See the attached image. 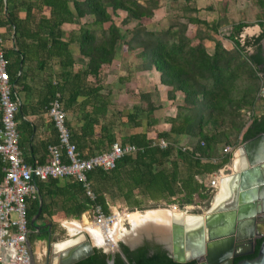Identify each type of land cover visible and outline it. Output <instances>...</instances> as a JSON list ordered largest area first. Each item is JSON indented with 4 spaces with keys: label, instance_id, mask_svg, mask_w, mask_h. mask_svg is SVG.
Instances as JSON below:
<instances>
[{
    "label": "trees",
    "instance_id": "1",
    "mask_svg": "<svg viewBox=\"0 0 264 264\" xmlns=\"http://www.w3.org/2000/svg\"><path fill=\"white\" fill-rule=\"evenodd\" d=\"M40 2L50 7L52 30L58 29L63 22L93 16L90 24L80 27L79 51L87 58L84 74L97 78L103 67L113 60L117 47L127 45L139 50L145 68H154L160 73L161 83L171 87L168 93L170 99H174L178 91L184 97L183 104L176 106L175 115L165 118L170 124L167 133L157 132L154 137H148L147 132L135 133L127 139L128 143L137 147L135 153L119 158L112 169L95 168L87 172L92 198L86 194L84 184L73 178H65L63 184H60L59 178L37 180V196L41 198L38 220L49 218L57 206L66 216L74 219H79L96 205L109 213L110 200L117 197L122 198L132 210L145 209L144 199L156 203L162 200L184 209L197 198L198 202L207 206L211 193L196 177L213 173L230 161L229 155L218 156V145L237 146L264 133V114L252 116L249 123L244 114L263 99L260 76L264 71L260 68L263 64V24H259L263 30L258 36L241 40V33L248 24H232L230 31L224 34L219 31L220 21L208 22L198 18L195 0H172L173 15L168 25L160 29H149L141 21L152 18L155 11L164 5L163 0ZM120 12H124L125 16L116 24L115 17L119 18ZM8 16L15 30L20 32L22 25L14 14L10 12ZM132 21L136 22L133 27L129 26ZM191 25L198 28L193 35L189 31ZM51 37L52 43L67 50V44L59 40V35ZM224 38L232 42V49L224 47ZM205 39L213 42L211 51L205 46ZM54 92L62 95L63 89L55 84ZM140 109L147 114L149 130L156 122L151 116L154 106L147 104L146 108ZM101 114H105L104 108ZM127 117L133 126L142 125L137 114H128ZM210 124L214 130L208 134L205 128ZM170 134L188 136L191 139L189 147L170 142L166 148H159L156 142L159 139L168 140ZM27 206L28 226L31 228L30 221L39 208L37 197L29 199ZM32 235L33 239H45L47 228ZM256 247L257 244L254 253ZM122 249L127 261L114 254V264H181L174 262L159 247L152 255H148L145 246L134 252L126 246ZM109 258L110 254L95 248L92 255L74 264H107ZM189 264L196 262L193 260Z\"/></svg>",
    "mask_w": 264,
    "mask_h": 264
},
{
    "label": "crops",
    "instance_id": "2",
    "mask_svg": "<svg viewBox=\"0 0 264 264\" xmlns=\"http://www.w3.org/2000/svg\"><path fill=\"white\" fill-rule=\"evenodd\" d=\"M171 2L172 0H163L164 5L155 11L152 18H143L142 24L149 29L165 28L172 17L168 14ZM195 5L198 8V18L208 22L220 21L219 31L224 34L232 24L241 22L254 28L250 37L258 36L263 30L259 24L264 26V0H195ZM10 12L19 21L20 26L22 25L20 32L15 30L13 21L8 16ZM119 15L117 18L121 20L125 13L120 12ZM52 21L50 7L41 4L40 0H0V38L9 60V77L14 84L12 97L18 102L15 114L18 145L25 162L46 163L49 160V146L58 143V132L48 115L49 103L55 94L59 93L54 92L55 84H59L63 89L62 95L59 94L66 114V124L70 130V140L84 158L109 149L113 143L126 145L127 139L135 133L147 132L148 137H154L157 132L169 131L170 124L165 118L175 115L176 106L183 104L184 96L178 91L175 92V98L170 99L168 93L171 87L161 83L160 73L154 68H145L139 50L121 44L117 47L111 63L103 67L96 78L84 74L87 58L79 51L80 27L90 24L93 16L63 22L58 29L53 30L50 28ZM135 23L132 21L130 26L133 27ZM196 29V25H191L189 31L193 35ZM244 29L241 40L245 39ZM54 34L59 35V40L67 44V50L52 43L51 35ZM204 44L209 51L212 50V41L205 39ZM223 45L226 49L233 48L232 42L226 38L223 39ZM147 104L154 106L151 116L156 120L149 130L146 124L147 114L140 109L146 108ZM103 108L104 115L101 114ZM262 109L264 99L258 100L253 108V116L263 115L264 112L256 114ZM133 113L141 119L140 127L133 126L128 120V114ZM205 130L210 134L214 129L210 124ZM171 138L174 140L171 141ZM176 139L179 140L177 145L183 144L184 147H189L191 143L188 136L175 134H170L167 141L170 143ZM225 145H218V156L224 155L221 151ZM214 175L215 172L199 174L196 178L210 190L207 182ZM228 176L230 173L226 172L219 179L216 188L218 194L219 190H223L222 181ZM64 181L65 178L60 179V184ZM35 197L40 204L41 198L37 196V191ZM159 202L163 201L157 203ZM143 203L149 207L156 201L144 199ZM120 208L131 209L120 197L110 200V212ZM90 213V210L83 213L82 222L77 223L57 206L49 218H37L34 224L38 228H29L31 238H28L34 257L40 259L43 254L48 253V236L50 235L51 241L58 240L61 229L66 226V236L78 235L87 229L98 235L100 242L95 245L96 248L104 249V246L110 245L101 233L89 224ZM84 217L87 218V223ZM45 227L48 231L47 237L33 239L32 234H37Z\"/></svg>",
    "mask_w": 264,
    "mask_h": 264
},
{
    "label": "built area",
    "instance_id": "3",
    "mask_svg": "<svg viewBox=\"0 0 264 264\" xmlns=\"http://www.w3.org/2000/svg\"><path fill=\"white\" fill-rule=\"evenodd\" d=\"M8 63L0 38V264H31L27 246L30 231L27 201L36 196V181L48 178H73L84 184L87 188L86 194L92 198L93 192L89 189L87 172L95 168L112 169L119 158L125 154L135 153L137 147L131 143L126 145L113 143L103 152L82 157L70 140V130L66 124L61 97L56 93L49 103L48 115L58 132V143L49 146V160L46 163L25 162L18 145L19 135L15 119L18 102L12 97L14 84L9 77ZM252 116L253 110L246 111L248 123ZM156 144L164 149L169 142L159 139ZM237 146L226 144L222 148L221 152L229 155L230 161L215 171V175L207 182L212 198L218 194L216 188L219 179L226 172H231L232 163L238 155ZM213 161L215 162L214 159ZM172 207L178 208L176 204H172ZM189 207L185 206L184 209ZM196 207L200 208V205L196 204ZM90 211L89 224L101 233L106 242H109L110 230L125 217V214L118 211L105 213L98 205Z\"/></svg>",
    "mask_w": 264,
    "mask_h": 264
},
{
    "label": "water",
    "instance_id": "4",
    "mask_svg": "<svg viewBox=\"0 0 264 264\" xmlns=\"http://www.w3.org/2000/svg\"><path fill=\"white\" fill-rule=\"evenodd\" d=\"M261 44L263 64L260 68L264 70V37ZM260 76L264 99V71ZM237 152L230 176L222 181L223 190L213 197L205 211L196 214L197 218L191 221H182L171 215L170 240L167 244L154 235H143L134 244L124 243L135 248L145 239H154L163 244L176 263L194 260L197 264H264V232L256 225L257 218H264V133L241 143L237 146ZM178 211L190 213L188 209ZM40 212L41 202L30 221L34 229L38 228L34 221ZM258 238L255 254L234 260L235 257L252 253ZM47 241V264H74L92 255L96 248L84 230L80 236L69 235L55 242L51 241L49 235ZM58 244L62 245L60 249H56ZM27 246L31 264H34L35 257L29 240ZM106 253L111 255L107 264H114V247Z\"/></svg>",
    "mask_w": 264,
    "mask_h": 264
},
{
    "label": "rangeland",
    "instance_id": "5",
    "mask_svg": "<svg viewBox=\"0 0 264 264\" xmlns=\"http://www.w3.org/2000/svg\"><path fill=\"white\" fill-rule=\"evenodd\" d=\"M140 1H144V0H140ZM171 4V3H170ZM176 5V4H175ZM168 14L169 15H171L172 16V14H173V12L171 11V6H170V9H168ZM115 20H116V22H119L120 21V19H118L117 17H115ZM131 24H129V26H130ZM153 25H155V22L153 23ZM155 29H158V28H156L155 27ZM228 32L230 31V29H228L227 30ZM227 32V33H228ZM253 32H254V28L252 27V26H250V27H246L245 29H244V34H245V36L244 37H250V35H252L253 34ZM244 40V39H243ZM261 93H262V90H261ZM247 111H249V110H247ZM261 112H264V109H262V110H260V111H258L256 114L258 115V114H261ZM244 114H245V119H246V111H244ZM255 114V115H256ZM247 120V119H246ZM172 140H174V139H172L171 138V141ZM174 142H179V140L178 139H176ZM238 144H241V143H238ZM178 145H180V146H183V144L181 145V144H179L178 143ZM195 201H194V203L193 204H191V205H188V206H190L189 207V209H196L197 207H196V204H198V205H200V209L199 210H202V211H205V209H207L208 207H209V204H210V202H209V204L207 205V206H204L202 203H200V202H198L197 201V198L196 199H194ZM125 206V205H124ZM152 206H154V207H152ZM150 207V208H149ZM149 207L148 206H145V209H143V210H139V209H133V210H131V209H122V208H120V209H118V212H120V213H124L125 214V217H123V219H121V220H119L117 223H116V225L113 227L114 228V231L111 229V231H110V235H111V237H112V244L110 243V242H108L110 245H106V246H104L105 248H104V250L105 251H108V250H110L111 249V246L112 245H116V243H118V242H126L125 241V239L121 236V234L123 233V232H125V231H130L131 229H132V222H131V220L129 219V216L130 215H146V214H151V213H153V212H160L161 210H164V211H166V213H168V214H171L172 212H174V211H178V210H174V208L172 207V204H168L166 201H163V202H159V203H156L155 205L154 204H152V205H149ZM83 217L81 216L79 219H74L75 221H77V223H81L82 222V219ZM87 218L86 217H84V221L87 223L88 221L86 220ZM90 220V219H89ZM68 222H70V221H68ZM72 222V221H71ZM169 222H170V220H169ZM71 224V223H70ZM119 224V225H118ZM169 227H170V225H169ZM68 230V228H67V226H66V228H62L61 229V231H60V233H59V238H58V240H60V239H63V238H66L67 236V231ZM85 231V230H84ZM86 231L87 232H89L88 233V235L89 236H91V238H90V240H91V242H92V244L93 245H98L99 244V242H100V240H99V238H97V234L96 235H94V233H92V232H90V230H87L86 229ZM169 232H170V228H169ZM97 239V240H96ZM58 240H55V241H58ZM55 241H52V242H55ZM58 246V248H60V245L58 244L57 245ZM47 255H48V253L46 252L45 253V255L43 254L41 257H40V259H34V264H43V263H45L46 262V257H47ZM49 259H51V257H49Z\"/></svg>",
    "mask_w": 264,
    "mask_h": 264
},
{
    "label": "bare ground",
    "instance_id": "6",
    "mask_svg": "<svg viewBox=\"0 0 264 264\" xmlns=\"http://www.w3.org/2000/svg\"><path fill=\"white\" fill-rule=\"evenodd\" d=\"M197 216L188 217L186 221L195 220ZM129 219L132 222V229L130 231H125L121 236L130 244L137 243L140 238L145 235L151 237V235L156 236V238L164 243H168L170 240L169 236V220L171 221V216L168 213H155L146 215H130ZM119 225V224H118ZM114 231V228L112 229ZM111 231V230H110ZM115 232V231H114ZM76 236H80V233ZM109 242L112 243V237L109 233ZM108 243V242H107ZM62 247V245H60ZM58 248V246L56 247Z\"/></svg>",
    "mask_w": 264,
    "mask_h": 264
},
{
    "label": "flooded vegetation",
    "instance_id": "7",
    "mask_svg": "<svg viewBox=\"0 0 264 264\" xmlns=\"http://www.w3.org/2000/svg\"><path fill=\"white\" fill-rule=\"evenodd\" d=\"M213 201V198L211 197V199H210V204H211V202ZM209 204V205H210ZM178 207V206H177ZM177 209H182V208H180V207H178ZM200 208H196V209H188L189 210V212L190 213H182V212H180V211H175V212H172L171 214H170V216L173 214L174 216H175V218H177V219H180V220H182V221H185V220H187L188 219V217H194L196 214H199V213H202L203 211L202 210H199ZM183 210V209H182ZM206 210V209H205ZM166 211H164V210H161L159 213H165ZM155 213H157V212H153V213H151V214H155ZM256 225L264 232V218H260V219H256ZM156 237V236H155ZM259 239L260 238H258L257 239V242H256V244H258V242H259ZM162 242V241H161ZM255 244V245H256ZM122 246H126L128 249H129V251L130 252H134L137 248H140V247H142V246H145L146 247V252L148 253V255H152L153 253H154V250H155V248L156 247H159L160 249H162V250H165L167 253H168V255L169 256H171L170 255V253L163 247V244H161V243H159V242H157V241H155L154 239H145L144 240V242L141 244V245H139V246H137V247H135V248H130L127 244H125L124 242H118V243H116V245H113V246H111V247H114V249H115V253L114 254H119L120 255V257L126 262L127 261V259H126V255L124 254V252H123V249H122ZM60 248H61V246H60ZM255 248V247H254ZM99 249H101L103 252H105L106 253V251L103 249V248H99ZM253 254H255L254 253V250H253V252L252 253H249V254H247V255H244V256H241V257H235L234 258V260L235 259H238V258H242V257H246V256H249V255H253ZM123 255H124V257H123ZM233 260V261H234ZM191 261H193V260H190V261H186V262H184V263H181V264H189V262H191ZM45 264H47V262H45ZM197 264V263H196Z\"/></svg>",
    "mask_w": 264,
    "mask_h": 264
}]
</instances>
